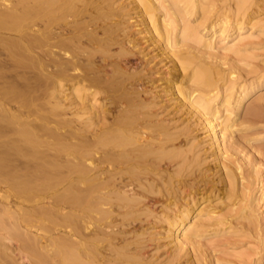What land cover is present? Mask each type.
Segmentation results:
<instances>
[{"label":"bare ground","instance_id":"1","mask_svg":"<svg viewBox=\"0 0 264 264\" xmlns=\"http://www.w3.org/2000/svg\"><path fill=\"white\" fill-rule=\"evenodd\" d=\"M104 2L0 0V264H144L125 235L142 203L135 194L155 193L150 178L164 184L153 177L162 162L186 163L167 148L177 134L142 98L151 92L137 87L143 78L122 63L134 39ZM186 22L179 40L190 43ZM166 23L169 40L176 25ZM172 54L190 75L177 93L217 142L209 112L219 72Z\"/></svg>","mask_w":264,"mask_h":264},{"label":"rangeland","instance_id":"2","mask_svg":"<svg viewBox=\"0 0 264 264\" xmlns=\"http://www.w3.org/2000/svg\"><path fill=\"white\" fill-rule=\"evenodd\" d=\"M188 1L104 2L134 39L132 56L122 63L139 72L143 79L137 87L151 91L142 98L177 134L167 148L180 150L186 159L162 162L153 172L164 184L151 178L144 182L155 184L156 194L137 191L142 203L132 212L137 219L125 235L137 242L135 251L144 264H264V0H249L239 10L236 0H196L197 8ZM140 3L150 4L152 13L145 16ZM171 18L176 37L166 40ZM184 22L195 37L190 43L179 40ZM116 50L111 46L109 53ZM172 52L192 55L219 72L210 102L214 113L209 112L217 142L205 120L177 93L180 81L190 84L184 74L190 75L179 69Z\"/></svg>","mask_w":264,"mask_h":264}]
</instances>
